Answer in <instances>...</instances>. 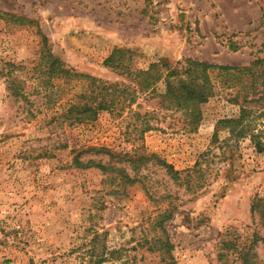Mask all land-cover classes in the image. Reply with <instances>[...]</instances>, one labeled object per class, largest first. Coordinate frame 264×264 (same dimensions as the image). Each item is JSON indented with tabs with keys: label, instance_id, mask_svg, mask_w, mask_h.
Wrapping results in <instances>:
<instances>
[{
	"label": "rangeland",
	"instance_id": "1",
	"mask_svg": "<svg viewBox=\"0 0 264 264\" xmlns=\"http://www.w3.org/2000/svg\"><path fill=\"white\" fill-rule=\"evenodd\" d=\"M48 49L135 99L72 119ZM263 57L264 0H0V264H264V152L220 123L264 110ZM187 58L255 75L211 69L193 106L137 74Z\"/></svg>",
	"mask_w": 264,
	"mask_h": 264
},
{
	"label": "trees",
	"instance_id": "2",
	"mask_svg": "<svg viewBox=\"0 0 264 264\" xmlns=\"http://www.w3.org/2000/svg\"><path fill=\"white\" fill-rule=\"evenodd\" d=\"M44 47V49L48 48L47 46ZM47 55L49 58L47 59L46 66L42 68L43 73L48 74L49 78L47 82H51L53 77H62L67 80H85L84 90L79 94L77 101L73 102L68 108L67 114L72 116V119L76 121L89 120L102 110H116L123 100L128 99L132 101L135 99V88L130 84H125L123 86V83L118 81L112 82L89 73L78 72L73 68L67 67L63 60L51 53L50 49L47 50L46 56ZM113 56L114 53L107 58V62L113 60ZM263 62L264 57L258 58L255 64ZM253 64L245 67H238L227 64H214L198 58H187V64L181 69L184 71L183 74H187V76L179 78L177 81L171 80V77L175 74H179L178 72L170 70L166 76H163L159 69H157V63H153L151 68L147 71L142 69L137 70V74L144 75V80L147 81L146 85L154 86V88H158L157 82L162 80L165 85L168 86L171 95L181 99L180 102L182 105L193 104V106H195L196 102L207 101L209 96L213 94L214 88L209 75L211 69L238 70L248 76H254V71H252ZM11 65L14 64L11 63ZM13 82L15 84L17 83L15 79H13ZM16 86L17 85H13L12 88L14 93L22 94V91ZM259 115L260 117H264V110H262ZM259 115L257 117H252L250 110L243 105L238 116L224 118L220 123L223 124L224 127H228L233 136L244 137L250 133L249 135L256 149L260 152H264V122H257ZM87 163V165L97 163V166H100L105 171L111 168L109 165L103 164L102 162H95V160L92 159ZM168 166L173 171L174 176L179 175L178 170L173 169L171 165Z\"/></svg>",
	"mask_w": 264,
	"mask_h": 264
}]
</instances>
